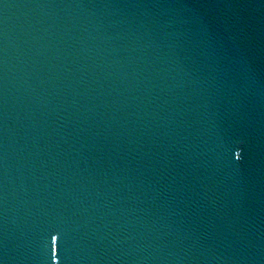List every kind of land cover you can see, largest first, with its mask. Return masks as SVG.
Listing matches in <instances>:
<instances>
[{
  "label": "water",
  "instance_id": "water-1",
  "mask_svg": "<svg viewBox=\"0 0 264 264\" xmlns=\"http://www.w3.org/2000/svg\"><path fill=\"white\" fill-rule=\"evenodd\" d=\"M0 264H264V0H0Z\"/></svg>",
  "mask_w": 264,
  "mask_h": 264
}]
</instances>
